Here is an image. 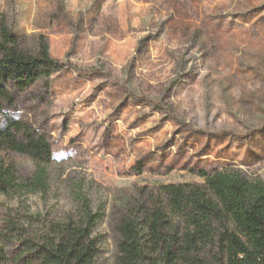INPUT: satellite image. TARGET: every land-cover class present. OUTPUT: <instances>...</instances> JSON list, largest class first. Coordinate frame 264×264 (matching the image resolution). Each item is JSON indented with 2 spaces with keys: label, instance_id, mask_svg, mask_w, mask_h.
I'll use <instances>...</instances> for the list:
<instances>
[{
  "label": "rangeland",
  "instance_id": "1",
  "mask_svg": "<svg viewBox=\"0 0 264 264\" xmlns=\"http://www.w3.org/2000/svg\"><path fill=\"white\" fill-rule=\"evenodd\" d=\"M3 16L70 66L48 96L21 99L16 116L48 131L51 188L0 194V231L10 211L75 212L82 182L100 214L97 263L116 264L112 214L135 189L201 184L198 172L228 167L264 181V0H0Z\"/></svg>",
  "mask_w": 264,
  "mask_h": 264
},
{
  "label": "trees",
  "instance_id": "2",
  "mask_svg": "<svg viewBox=\"0 0 264 264\" xmlns=\"http://www.w3.org/2000/svg\"><path fill=\"white\" fill-rule=\"evenodd\" d=\"M27 44L0 18V194L50 192L54 156L48 131L16 116L21 99L50 94L53 59L47 36ZM72 67V66H71ZM44 94L32 92L38 84ZM23 101V100H22ZM15 156L34 171L21 175ZM201 184L139 187L112 214L116 264H264V181L228 167L200 171ZM75 212L62 219L10 211L0 231V264H98L100 214L73 181Z\"/></svg>",
  "mask_w": 264,
  "mask_h": 264
}]
</instances>
